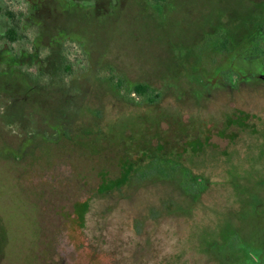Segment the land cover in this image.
Returning <instances> with one entry per match:
<instances>
[{
  "label": "rangeland",
  "instance_id": "1",
  "mask_svg": "<svg viewBox=\"0 0 264 264\" xmlns=\"http://www.w3.org/2000/svg\"><path fill=\"white\" fill-rule=\"evenodd\" d=\"M0 9V264H264V0Z\"/></svg>",
  "mask_w": 264,
  "mask_h": 264
},
{
  "label": "trees",
  "instance_id": "2",
  "mask_svg": "<svg viewBox=\"0 0 264 264\" xmlns=\"http://www.w3.org/2000/svg\"><path fill=\"white\" fill-rule=\"evenodd\" d=\"M1 12V9H0ZM11 18V16H9ZM12 22H13V28L10 29L7 34H6V38L9 39L10 41L14 42L16 41L17 38V29L19 28V26L16 25L15 20L13 19V17L11 18ZM260 35L264 36V26H262L260 28ZM224 43L221 51H224ZM257 52L259 54V60H260V64L262 66V68L264 69V44L262 46H260L259 49H257ZM114 80L112 79V82ZM221 81H222V87L224 89V91H235V90H239L241 85H243L245 83V79L244 77L236 71L233 70H228V71H224L221 73ZM118 81L115 80L114 83H117ZM220 84V85H221ZM117 88L121 89L123 86V83H118L117 84ZM133 94L137 95L138 97H143L145 98V100L150 104V105H155L158 102L159 96L157 94H155L154 92H152L150 90V88L146 85L143 84H138L135 85L133 87ZM129 176V175H128ZM125 177L124 181H119L118 184L114 187L115 189L121 188L123 187V185H125L128 181L129 177ZM195 182L199 183L198 186L203 187V191L205 189V186L203 184V180L200 178H195L194 177ZM104 192H107L108 190H106V188H103ZM86 208V204H84V209Z\"/></svg>",
  "mask_w": 264,
  "mask_h": 264
}]
</instances>
